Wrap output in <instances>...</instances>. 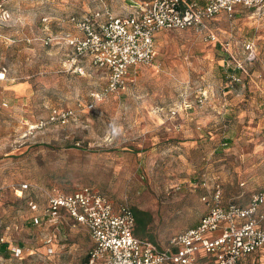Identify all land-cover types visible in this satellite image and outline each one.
<instances>
[{"label":"rangeland","instance_id":"1","mask_svg":"<svg viewBox=\"0 0 264 264\" xmlns=\"http://www.w3.org/2000/svg\"><path fill=\"white\" fill-rule=\"evenodd\" d=\"M150 1L0 0V244L10 252L0 264H87V229L44 216L49 194L76 183L150 213L140 237L162 248L200 222L210 210L203 198L218 186L225 205L248 206L262 190L264 10L213 20L222 44L192 30L158 34L154 65L136 68L125 92L87 109L106 75L87 60L70 63L67 40L78 31L56 20L127 17ZM55 109L73 110L74 121L33 129Z\"/></svg>","mask_w":264,"mask_h":264},{"label":"built area","instance_id":"2","mask_svg":"<svg viewBox=\"0 0 264 264\" xmlns=\"http://www.w3.org/2000/svg\"><path fill=\"white\" fill-rule=\"evenodd\" d=\"M239 8L261 11L264 0H205L203 4L198 0H152L134 6L127 17L95 13L56 21L78 31L67 40L73 52L70 63L77 66L80 60H87L106 75L105 88L94 93L93 102L87 106L92 110L96 103L125 92L136 68L154 65L158 34L192 30L205 43L219 44L211 27L213 20L222 14L233 17ZM1 15L2 19L10 17L7 11ZM49 20L43 18L44 23ZM51 41L47 38L45 44ZM4 79L1 73L0 80ZM74 118L73 110L55 109L47 121L33 129L49 124L65 126ZM262 184L247 207L225 205L218 186L203 198L210 205L209 212L196 226L173 236L165 248L136 236V216L130 206L116 205L100 191L80 183L68 193L49 194L44 216L57 225L66 214L74 226L87 229L93 242L88 264H241L249 256L264 255V217L257 215L264 200V179ZM19 191L22 195L23 190ZM35 220L42 225V220Z\"/></svg>","mask_w":264,"mask_h":264},{"label":"trees","instance_id":"3","mask_svg":"<svg viewBox=\"0 0 264 264\" xmlns=\"http://www.w3.org/2000/svg\"><path fill=\"white\" fill-rule=\"evenodd\" d=\"M136 216V230H135V234L137 237L144 239V240H148L146 238L140 237V235H145L147 232L148 227L150 226V224L152 223V215L148 212H144V211H140V210H133ZM152 242V241H150ZM153 243V242H152ZM8 244L7 243H1L0 244V256L3 258H8L10 252L8 251ZM87 264H88V260H87Z\"/></svg>","mask_w":264,"mask_h":264},{"label":"crops","instance_id":"4","mask_svg":"<svg viewBox=\"0 0 264 264\" xmlns=\"http://www.w3.org/2000/svg\"><path fill=\"white\" fill-rule=\"evenodd\" d=\"M143 4H145V3H143ZM138 5H142V4H138ZM97 13H99V12H97ZM106 13H109V12H106ZM105 13V14H106ZM102 14V13H101ZM102 15H104V13L102 14ZM69 36H71V35H69ZM80 69H82V71H83V67L82 68H80ZM132 80H131V83L135 80V76H134V71L132 72ZM130 83V84H131ZM20 191H18L17 193L18 194H20L19 193ZM21 195V194H20ZM234 204H236V203H234ZM238 205V204H237ZM239 206H241V205H239ZM241 207H247V206H241ZM258 217H264V200L260 203V207H259V211H258ZM64 216H66L67 217V220H70V221H72L66 214H64ZM42 220V219H41ZM65 220V219H64ZM34 221H36V220H34ZM47 241V240H46ZM46 241H44V242H46ZM57 241V236L56 237H54V238H49L48 239V242H50V243H54V242H56ZM58 242V241H57ZM56 244V243H55ZM16 250V253H17V257H21V256H23L21 259H24V252L22 251V249H20V248H17V249H15ZM34 253V251H31V252H29V254L28 255H30V254H33ZM252 257H254V258H258L259 260H261V261H264V255L263 254H261V253H257V254H255V255H252V256H249V257H247V258H245L242 262H241V264H245L247 261H249Z\"/></svg>","mask_w":264,"mask_h":264}]
</instances>
